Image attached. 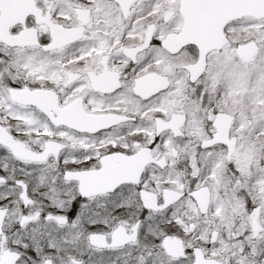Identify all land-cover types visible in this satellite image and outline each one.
Returning <instances> with one entry per match:
<instances>
[{
  "label": "snow or ice",
  "instance_id": "1",
  "mask_svg": "<svg viewBox=\"0 0 264 264\" xmlns=\"http://www.w3.org/2000/svg\"><path fill=\"white\" fill-rule=\"evenodd\" d=\"M0 264H264V0H0Z\"/></svg>",
  "mask_w": 264,
  "mask_h": 264
}]
</instances>
